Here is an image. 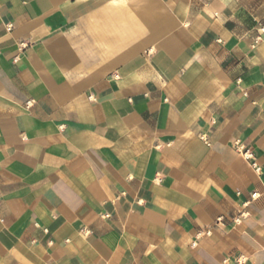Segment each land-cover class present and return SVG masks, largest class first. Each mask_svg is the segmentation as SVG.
<instances>
[{
  "label": "crops",
  "instance_id": "obj_1",
  "mask_svg": "<svg viewBox=\"0 0 264 264\" xmlns=\"http://www.w3.org/2000/svg\"><path fill=\"white\" fill-rule=\"evenodd\" d=\"M259 24L264 0H0V264H264Z\"/></svg>",
  "mask_w": 264,
  "mask_h": 264
},
{
  "label": "built area",
  "instance_id": "obj_2",
  "mask_svg": "<svg viewBox=\"0 0 264 264\" xmlns=\"http://www.w3.org/2000/svg\"><path fill=\"white\" fill-rule=\"evenodd\" d=\"M257 36H256V39H255V45L259 44L260 42L264 41V24H259L258 27H257ZM29 105V104H27ZM238 151H243V147L238 145ZM255 171L258 172L259 169L256 167V166H253ZM251 198L254 200V199H257L258 198V194L254 193L252 194ZM238 264H241V260H238L237 261ZM223 264H228V261L225 260L223 262Z\"/></svg>",
  "mask_w": 264,
  "mask_h": 264
}]
</instances>
